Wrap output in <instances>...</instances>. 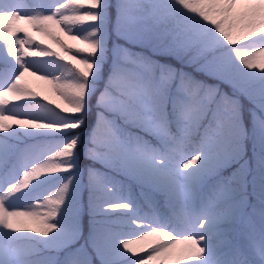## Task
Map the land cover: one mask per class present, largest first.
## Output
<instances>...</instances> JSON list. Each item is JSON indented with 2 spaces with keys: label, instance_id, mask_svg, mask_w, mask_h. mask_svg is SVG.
Here are the masks:
<instances>
[{
  "label": "snow or ice",
  "instance_id": "snow-or-ice-1",
  "mask_svg": "<svg viewBox=\"0 0 264 264\" xmlns=\"http://www.w3.org/2000/svg\"><path fill=\"white\" fill-rule=\"evenodd\" d=\"M0 264H264V0H0Z\"/></svg>",
  "mask_w": 264,
  "mask_h": 264
},
{
  "label": "rangeland",
  "instance_id": "rangeland-1",
  "mask_svg": "<svg viewBox=\"0 0 264 264\" xmlns=\"http://www.w3.org/2000/svg\"><path fill=\"white\" fill-rule=\"evenodd\" d=\"M37 39H39V37H37ZM53 96H54V100H56L57 102H59V98L57 96H55V95H53Z\"/></svg>",
  "mask_w": 264,
  "mask_h": 264
},
{
  "label": "trees",
  "instance_id": "trees-1",
  "mask_svg": "<svg viewBox=\"0 0 264 264\" xmlns=\"http://www.w3.org/2000/svg\"><path fill=\"white\" fill-rule=\"evenodd\" d=\"M30 79H31V78H30ZM41 87L47 88L48 86L41 84ZM51 98L54 99V96L52 95Z\"/></svg>",
  "mask_w": 264,
  "mask_h": 264
}]
</instances>
